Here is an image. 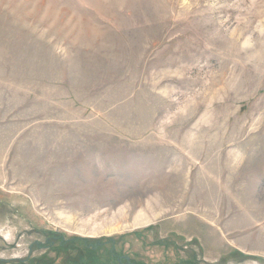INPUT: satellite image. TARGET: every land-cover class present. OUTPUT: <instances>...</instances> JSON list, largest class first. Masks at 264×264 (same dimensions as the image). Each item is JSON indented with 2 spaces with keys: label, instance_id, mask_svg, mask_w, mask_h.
Segmentation results:
<instances>
[{
  "label": "rangeland",
  "instance_id": "1",
  "mask_svg": "<svg viewBox=\"0 0 264 264\" xmlns=\"http://www.w3.org/2000/svg\"><path fill=\"white\" fill-rule=\"evenodd\" d=\"M97 243L264 264V0H0V259Z\"/></svg>",
  "mask_w": 264,
  "mask_h": 264
},
{
  "label": "flooded vegetation",
  "instance_id": "2",
  "mask_svg": "<svg viewBox=\"0 0 264 264\" xmlns=\"http://www.w3.org/2000/svg\"><path fill=\"white\" fill-rule=\"evenodd\" d=\"M59 237V236H57ZM56 238L54 236L52 237H48L45 239V242L44 244H46V246H40L39 245V241H36L35 244L38 245V248L40 250H43L42 252H47V251H51V252H54L56 253V255L58 254V250L60 249V247H57V249L55 250V246H52V242L54 241L53 239ZM61 238V237H60ZM102 246V243H97L96 246H87V248H91L93 249V251H95L94 254H92V256H89L87 258L84 259V263L85 264H100L101 263V259L99 257V254L96 253L98 248ZM115 248L112 247L109 251H108V254L105 256L106 258H109L111 259V262H106L104 264H135L132 259L125 255V254H116L115 253ZM42 253V254H44ZM42 256V255H41ZM108 256V257H107ZM30 258H34L32 256H29V257H26V259H18V260H29ZM39 259H42L44 260V258L40 257ZM40 264H50V263H44V261H41Z\"/></svg>",
  "mask_w": 264,
  "mask_h": 264
},
{
  "label": "trees",
  "instance_id": "3",
  "mask_svg": "<svg viewBox=\"0 0 264 264\" xmlns=\"http://www.w3.org/2000/svg\"><path fill=\"white\" fill-rule=\"evenodd\" d=\"M63 245V244H62ZM62 245H60V249H62ZM92 253V252H91ZM81 258H76V260H74L73 262H71L72 264H85L84 263V259L92 256V254H89L85 252V254H81L80 255ZM43 261L42 259H36V258H30L29 260H14L12 262H8L6 260H1L0 259V264H40V262Z\"/></svg>",
  "mask_w": 264,
  "mask_h": 264
},
{
  "label": "bare ground",
  "instance_id": "4",
  "mask_svg": "<svg viewBox=\"0 0 264 264\" xmlns=\"http://www.w3.org/2000/svg\"><path fill=\"white\" fill-rule=\"evenodd\" d=\"M148 222L149 221H148L147 217H145V218H141V219H138V220L136 219V221L133 223V225H135V226H141L143 224H147Z\"/></svg>",
  "mask_w": 264,
  "mask_h": 264
}]
</instances>
